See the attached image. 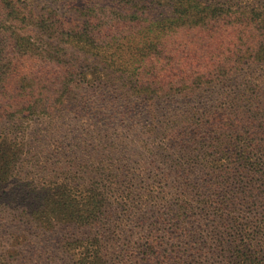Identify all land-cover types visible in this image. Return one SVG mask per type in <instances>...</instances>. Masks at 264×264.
Returning <instances> with one entry per match:
<instances>
[{
	"label": "trees",
	"instance_id": "1",
	"mask_svg": "<svg viewBox=\"0 0 264 264\" xmlns=\"http://www.w3.org/2000/svg\"><path fill=\"white\" fill-rule=\"evenodd\" d=\"M263 240L264 0H0V264Z\"/></svg>",
	"mask_w": 264,
	"mask_h": 264
},
{
	"label": "rangeland",
	"instance_id": "2",
	"mask_svg": "<svg viewBox=\"0 0 264 264\" xmlns=\"http://www.w3.org/2000/svg\"><path fill=\"white\" fill-rule=\"evenodd\" d=\"M33 124H35V122ZM263 243H264V240H263ZM259 244H262V243L260 242ZM215 264H234V263L232 260H229V261L218 260L217 262H215Z\"/></svg>",
	"mask_w": 264,
	"mask_h": 264
}]
</instances>
